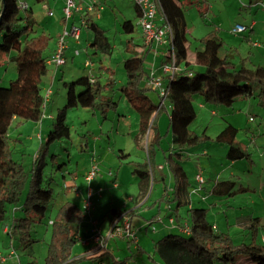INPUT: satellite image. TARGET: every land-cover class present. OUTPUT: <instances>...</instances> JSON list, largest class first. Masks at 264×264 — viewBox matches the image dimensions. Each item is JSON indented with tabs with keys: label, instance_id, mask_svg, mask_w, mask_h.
Instances as JSON below:
<instances>
[{
	"label": "rangeland",
	"instance_id": "374dc122",
	"mask_svg": "<svg viewBox=\"0 0 264 264\" xmlns=\"http://www.w3.org/2000/svg\"><path fill=\"white\" fill-rule=\"evenodd\" d=\"M75 1L79 2V0ZM26 2L33 9L40 24L39 28H43L52 37L50 48L66 28L80 27V38L76 41L66 36L68 47L64 54L65 63L58 67L47 65L48 72L41 82V93L45 100L47 91L49 89L51 91L44 113L51 114L53 119L46 118L43 122L29 120L21 121L19 124L16 121L11 123L8 134L13 158L21 161L26 169H33L41 142H45L51 123L67 102V85L86 75L88 70L99 75L102 83L110 81V76L113 77L114 80L107 86L104 97L116 102L117 105L115 108L107 109L105 115L98 110L83 107L67 111L66 124L70 127V137L52 141L47 146L45 154L43 186L51 188L55 197L44 213L43 222L35 223L33 226V237L36 239L34 244L27 249L22 246L16 249L21 264L31 260L42 261L50 238V225L47 221L54 218L63 202L74 201L82 209V202L74 196L75 192L72 188L75 182L76 188L88 187L84 175L89 170L93 157L97 159L98 164V173L95 180L90 183L93 189H96L95 181L104 177L105 184L100 186L106 192L115 193L112 185L117 172V182L122 183L118 190L124 191L125 195L132 192L136 196L140 194L141 184L140 178L132 172V169L134 163L145 162L147 158L144 144L146 137L143 136L142 140L138 138L139 116L120 90L125 83L123 61L129 55L125 51V42L129 36L135 35V39H138L141 34L133 1L96 0L95 6L93 0H81L84 6L88 4L91 7L95 6L91 17L100 29L104 30V35L111 42L110 54H92L93 49L88 43L94 36L93 30L81 24V19L85 17L79 12H74L69 19L64 17V0H44L42 3L26 0ZM177 2L183 10L186 25V40L182 38L176 40L178 49L181 48L192 56L195 49L201 47L200 39L215 32L225 44L221 54L224 52L230 54L232 62L239 64L243 61L250 67L264 64V0L251 2L249 0H179ZM47 10L52 11L53 14L48 15ZM85 12H82L83 15ZM126 20H131L134 24V33L127 34L123 31L122 23ZM252 21H255L256 25L251 29ZM236 23L246 25V30L238 34L232 33V26ZM254 42L260 47H256L257 44ZM161 57L160 54L157 64ZM154 58L153 53L147 55L145 65L147 71L151 70L150 66L154 64L152 62ZM4 60L0 52V82L2 85H7L9 79L15 77L16 72L14 65L4 63ZM87 61H90V67L86 66ZM79 91L81 87H77V92ZM193 104L196 117L189 128L196 134L205 133L210 138L191 148L195 152L191 154V159L184 163L189 185L184 188L178 186V196H176L173 192L176 182L174 176L169 172L162 181L158 180L156 175L157 163L164 162L165 152L172 145V132L169 127L171 106L166 101L156 118V127L161 132V142L153 162L155 179L150 177L143 195L145 204L139 207V213L132 215V228L136 240L117 237L121 249L116 250L114 255L121 262L104 261L102 264H156L147 255L152 250L153 240L171 231L167 229L171 224L170 214L177 209L179 215L186 218L189 206L208 208L209 221L215 225L219 224L221 230L229 232L236 245L252 241L251 229H244L242 223L250 216L257 217L259 223L256 241L264 245V106L258 103L255 94L242 95L229 106L204 102L196 94ZM228 124L238 129L235 142L249 156L231 161L226 157L228 146L214 140V137ZM121 153L124 154L123 157ZM198 172H201L205 178V181L199 185L202 192H192L193 187L197 185L195 174ZM131 175L134 177V185L124 186V180ZM218 181H227L228 183L219 186V190L221 191L225 186L230 192H212V187ZM25 193L26 188L23 195ZM103 211L98 209L97 217L103 216ZM13 212V207L8 206V219ZM15 213L17 216H22L19 210ZM34 219L37 220L38 217ZM87 222L86 219L83 225L90 238L97 228L102 233L110 228L109 226L105 231L102 229L104 222L107 223V218L98 222L92 230ZM162 227L163 232L154 233L157 228ZM3 229L0 230V253H6L8 248L10 249V241ZM172 233L177 231L173 230ZM138 239L144 244L146 252H139L136 246ZM240 261L252 263L247 257H241ZM5 264H17V261L9 259ZM216 264L227 263L217 261Z\"/></svg>",
	"mask_w": 264,
	"mask_h": 264
},
{
	"label": "trees",
	"instance_id": "16d2710c",
	"mask_svg": "<svg viewBox=\"0 0 264 264\" xmlns=\"http://www.w3.org/2000/svg\"><path fill=\"white\" fill-rule=\"evenodd\" d=\"M132 1L139 20L141 10L138 4ZM177 1L179 0L158 1L159 11L166 15L172 27L173 39L168 50H174L176 64L181 68L173 74L159 75L168 89L164 103L161 102L162 97L158 91L147 86L150 71L146 70L145 65L149 50L142 31L138 39L133 35L125 42V51L129 55L123 61L125 83L120 89L139 116L138 132L148 135L147 158L145 162L134 163L132 169L146 185L150 177L155 179L153 162L161 142L156 118L165 102H169L172 145L166 150L164 157L167 168L177 183L174 193H177L178 186L181 187L179 183L185 186L189 183L184 163L189 161L191 154L195 152L191 148L210 138L205 133L196 134L189 128L196 117L194 95L198 94L207 103L229 106L242 95L255 94L258 103L264 106V64L250 67L243 61L239 64L232 62L230 54L227 52L221 54L225 44L215 32L200 39L201 47L196 48L192 56L187 57V53L177 48V39L186 40L183 10ZM22 3H25V6ZM83 17L85 27L91 28L94 32L91 42L88 43L93 49L92 54H110L112 44L104 35V30L92 20L90 10L86 11ZM39 25L33 9L26 0H0V52L4 56V63L13 64L16 72L15 77L9 79L7 85L0 82V230L6 227L4 234L10 241V249L13 248L15 251L20 246L27 249L34 244L36 239L33 237V226L35 223L43 222L44 213L55 197L51 188L43 186L45 154L47 146L52 141L70 137V127L66 124L67 111L83 107L98 110L105 115L107 109L115 108L117 105L116 102L104 97L107 86L114 80L113 77L110 76V81L102 83L99 75L88 70L86 75L67 85V102L51 123L45 142H41L33 169H26L21 161L13 158L8 134L13 121L19 124L21 121L43 122L46 118L53 119L52 116H45L47 100L41 93V82L48 72L47 60L52 55H50L52 37L43 28L40 29ZM122 28L127 34H132L135 30L131 20L124 21ZM77 87H81V91L77 92ZM153 93L156 96H153ZM237 133L238 129L228 124L214 137L216 142L228 146L226 157L231 161L249 156L236 144ZM226 183L228 182H216L212 189L219 193H229V188L225 186L219 190V186ZM25 188L26 193L23 195ZM8 206H12L14 211L9 219ZM16 210H19L22 216H17ZM186 213V225L183 228L188 227V231L169 232L153 242V253L158 256L161 264H216L217 261L247 264L239 262L241 257L249 258L251 264H264V245L256 241L259 223L257 217L250 216L244 222L243 228L251 229L252 241L236 245L228 232L217 229L208 220V208L192 206ZM108 214L117 217L121 211L111 209ZM173 215L175 218L178 217L177 209ZM84 216L83 208L81 209L77 203L70 200L63 202L54 218L47 221L50 225V238L45 256L41 262L31 260L26 264H80L79 259L73 257V249L76 244L77 227ZM35 217L38 219L35 220ZM10 249L2 254H7ZM95 259L98 262L103 260L121 262L107 252L95 256ZM8 261L9 259L3 263ZM17 263L21 264L20 258Z\"/></svg>",
	"mask_w": 264,
	"mask_h": 264
},
{
	"label": "built area",
	"instance_id": "2783aa9c",
	"mask_svg": "<svg viewBox=\"0 0 264 264\" xmlns=\"http://www.w3.org/2000/svg\"><path fill=\"white\" fill-rule=\"evenodd\" d=\"M95 1V0H93ZM140 10L141 16L138 20L139 26L141 28L144 41L146 45L152 46L153 44L156 45H164L166 44L169 46L172 44V27L168 22L166 15L159 11V0H134ZM64 7L63 13L66 19H69L73 16V13L78 11V7L76 5L75 0H64ZM25 6V3H22ZM47 8V7H46ZM48 15H52V11L47 10L46 12ZM160 13L159 20L157 21L156 14ZM160 23V24H159ZM81 24L83 26L86 25L85 20L81 19ZM247 26L236 23L232 26L231 32L234 34L242 33L246 30ZM66 36H70L76 41L80 38V27L72 26L70 29H66L64 33L59 37L57 46L52 53V55L48 58L47 64L60 66L65 63V50L67 48L66 43ZM169 51V50H168ZM167 61H163L159 66V71L163 75L173 74L174 72L180 71L181 68L176 64V55L173 49H171L167 54ZM86 66L90 67V63L87 61ZM152 67V66H151ZM157 69L151 68L149 72V78L147 81V86L151 89L158 91L159 95L162 97L161 102L164 101L168 89L166 85L163 84L162 79L159 75H156ZM50 89L47 91L46 100L49 97ZM252 120V118H251ZM163 165L159 166L162 168ZM98 173V164L97 159L95 157L92 158V162L90 165L89 170L84 175V179L88 183L87 192L85 197L83 198V213L88 214L92 208L93 204V195L95 190L90 186L91 181L95 178ZM195 181L197 183L196 187L193 189V192L200 191V186L204 181L205 178L203 177L201 172L195 174ZM75 190V194L77 195V189ZM170 222H174V219L170 217ZM188 227H185L183 230H187ZM6 230V227H5ZM117 237H126L131 240H136L135 231L131 226L130 219L124 216H118L113 219L111 222L110 228L105 232L102 233L99 228L95 230L94 235L90 238L91 241L95 242V246L98 248L105 247L107 242L110 239L117 238ZM7 259H14L15 261H19L18 254L12 248L8 251L7 254L0 253V264L5 262ZM18 264V263H17Z\"/></svg>",
	"mask_w": 264,
	"mask_h": 264
},
{
	"label": "crops",
	"instance_id": "0c3cea01",
	"mask_svg": "<svg viewBox=\"0 0 264 264\" xmlns=\"http://www.w3.org/2000/svg\"><path fill=\"white\" fill-rule=\"evenodd\" d=\"M76 5H77V7L79 9L76 12L81 13L82 16H83V13H82L83 11L90 10V14H91V12L94 10V8L96 6L95 5L93 7V9H91V6H89V4L84 6V4L81 2V0H79V2H76ZM159 17H160V13H157L156 14L157 21L159 20ZM251 25H252V28H253L256 25L255 21H252ZM66 29H68V28H66ZM57 41L58 40H56L55 43L53 44V46L51 47L50 55L53 53V51H54V49H55V47L57 45ZM75 43L77 44V42H75ZM254 43L257 44L256 42H254ZM256 47H260V45L257 44ZM147 48L149 50L148 54L153 53L155 55V58L152 61L154 64H152L151 65L152 67L150 66V68L157 69L156 75H161V72L158 69H159V66L161 65V63H163L164 59H167V54L166 53L168 51V46L166 44H164V45L153 44L152 46L148 45ZM75 53H77V51H75ZM160 54H161L162 57L159 60V64H157V58H158V56ZM189 54L190 53L187 52V57L189 56ZM48 65H50V64H48ZM45 116L49 117V116H52V115L51 114H47L45 112ZM159 132H160V130H159ZM143 136L146 137V139H144L145 140L144 144L146 145L147 144L146 140L148 139V135L147 134L142 135V134H140L138 132V138H140V140H142ZM121 154H122V157H123L124 154L123 153H121ZM161 165H163V167L159 168V166H161ZM167 173L169 174V170L167 168L165 160H164L163 163H161V162L157 163L156 175L158 177V180L164 181V179L167 177ZM153 174L155 176V171L153 172ZM117 178H118V173L116 172L115 181L113 182V185H112V188L115 190V193H112L111 191H109V192L107 191L106 192V190H104V188L102 186H100V184H105L106 178L102 177V178H100V180L95 181L96 189L94 188L95 193L93 195L92 208H91L90 212L88 214H85V216H84V219L88 220L87 223H89L91 225V230H92V228H94V226H96V224H98V222L102 221V219H105V218H107V223L104 222V224H103L104 228H102V229H103V231L108 229V227L110 226L112 218L113 219L116 218V217H112V216H110V214H108L111 209H120L121 214L119 215V217L126 215L130 219L131 226L133 227L132 215H134L135 213H139L140 212L138 210L139 207L141 205L145 204L144 201H143L144 200L143 195H144V192L146 190V186L147 185L145 184L144 181L140 180L141 191H140V194L138 196H136L132 192L131 193L129 192V194L125 195L124 191L122 192L121 189L118 190V188L121 186L122 183L117 182ZM133 178L134 177H132V175H131V177L127 178V180H124L123 185L124 186H128V185L132 186V185H134V179ZM176 184L177 183L175 182V185ZM179 185H181V187H183V188L185 187V184L184 185L179 184ZM187 185H189V183L186 184V186ZM76 187L77 186H76V182H75V186L72 189L73 190L77 189L78 191H77V195L74 193V196L76 198L80 199V201L82 202L81 206H83V198L86 195L87 188L79 189V188H76ZM190 187H193V186H190ZM173 191H175V189ZM211 191L215 192V190H213V189H211ZM74 192H75V190H74ZM198 192H202V190H200ZM176 196H178V193H176ZM130 205H131V207H130ZM188 208H190V206ZM98 209H103L104 210L103 211L104 212L103 216L97 217ZM170 215H169L170 217L173 216L172 218L174 219V222H171V224L167 227V229L171 230L169 232H173V230H175L178 233H182L183 229H184L183 227L186 225V218L180 216L179 213H178V217H176V218H175V216L173 214H170ZM85 220H82V222L77 227L76 244H75L74 249H73V257L79 259L80 264H102L104 261H107V260H103L101 262H98L95 259V256L101 255L102 253L107 252L108 255H110L111 257H113L114 259L117 260V258H115L116 256L114 254L116 253V250L121 249L120 248V244L118 242V238L110 239L107 242L105 247H102V248L96 247L95 246V242L90 240V236L88 235L89 233L85 232L86 227H85V225H83ZM212 224L215 225L214 223H212ZM215 226H216L217 229L221 230L219 228V224L215 225ZM242 226L244 227V223H242ZM163 230H164L163 227L160 228V229L157 228L154 231V233H160V232H163ZM4 231L5 230H3V232ZM153 242H154V240H153ZM153 242H152V250L150 251V253L147 254L148 258L151 259L156 264H161L160 259L159 258L157 259L158 256L153 253ZM136 244H137L136 245L137 248H139V252H146L144 244H141L139 239H138V242H136ZM147 264H149V263H147Z\"/></svg>",
	"mask_w": 264,
	"mask_h": 264
}]
</instances>
